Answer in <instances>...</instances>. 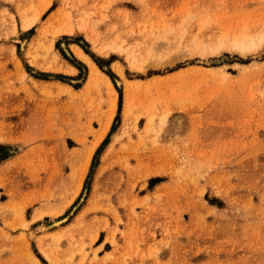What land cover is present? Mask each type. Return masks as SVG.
<instances>
[{
  "label": "rangeland",
  "instance_id": "374dc122",
  "mask_svg": "<svg viewBox=\"0 0 264 264\" xmlns=\"http://www.w3.org/2000/svg\"><path fill=\"white\" fill-rule=\"evenodd\" d=\"M0 264H264V0H0Z\"/></svg>",
  "mask_w": 264,
  "mask_h": 264
},
{
  "label": "bare ground",
  "instance_id": "6f19581e",
  "mask_svg": "<svg viewBox=\"0 0 264 264\" xmlns=\"http://www.w3.org/2000/svg\"><path fill=\"white\" fill-rule=\"evenodd\" d=\"M45 8H46V6L42 7L33 16H30L27 18H21L20 23H21L22 30L25 31V30H29L30 28H32L34 23L40 18L41 14L45 11ZM69 28L72 29V26H69ZM59 32L60 31H58L57 33H59ZM71 52L79 61L83 62L85 65H87L89 67V80H90V82L96 83L97 81L102 80L108 85V87H111V82H110L108 76L95 65V63L93 62V60L91 59V57L87 53H85L77 45L71 46ZM112 68L119 75H122V68L118 62H114L112 64ZM52 69H56V68L52 67ZM67 69H68L67 72H69V73H75L76 72V69L73 66L67 65ZM114 113H115V100H113L112 104H111V115ZM105 130H106V128L103 129V132L101 135L104 134Z\"/></svg>",
  "mask_w": 264,
  "mask_h": 264
}]
</instances>
